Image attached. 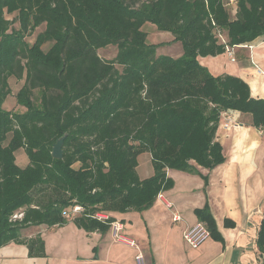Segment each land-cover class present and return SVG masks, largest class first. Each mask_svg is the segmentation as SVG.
Returning a JSON list of instances; mask_svg holds the SVG:
<instances>
[{
  "label": "trees",
  "instance_id": "obj_1",
  "mask_svg": "<svg viewBox=\"0 0 264 264\" xmlns=\"http://www.w3.org/2000/svg\"><path fill=\"white\" fill-rule=\"evenodd\" d=\"M224 2L0 0V247L25 244L41 255L43 241L23 233L29 226L72 222L103 233L111 214L142 210L172 187L166 169L196 172L195 165L224 161L216 140L222 112L264 124V99L253 98L243 79L213 75L197 61L264 35V0ZM146 22L180 42L181 54L157 52ZM108 46L115 54L103 58L98 50ZM14 82H21L15 92ZM10 94L17 110L4 107ZM64 134L62 157L54 158ZM19 149L24 167L15 162ZM143 152L153 173L140 178ZM75 204L82 211L63 216ZM16 211L22 217L13 219ZM196 213L210 225L206 208ZM255 242L261 250L264 220Z\"/></svg>",
  "mask_w": 264,
  "mask_h": 264
},
{
  "label": "crops",
  "instance_id": "obj_2",
  "mask_svg": "<svg viewBox=\"0 0 264 264\" xmlns=\"http://www.w3.org/2000/svg\"><path fill=\"white\" fill-rule=\"evenodd\" d=\"M164 33L168 35L166 43L171 45L172 35ZM175 43L172 53H166L172 57L182 52L180 42ZM232 51V57L224 51L198 56L197 61L213 75L243 79L253 98L264 99V35L248 44L234 45ZM20 84L16 83L15 90ZM14 106L13 98L4 107L16 109ZM227 113L236 123L225 128L220 115L216 131L224 161L212 168L195 165L196 172L166 169L173 185L160 198L139 211L111 214L122 226L123 239L113 236L111 226L103 233H88L68 222L46 227L57 235L49 243L46 239V247L56 246L61 259L66 260L63 264H138V254L144 264H257L259 260L264 264V242L261 250L255 242L258 226L264 220V124L252 125L249 114ZM146 165L150 176L152 166ZM136 170L140 178H145L139 173L143 172L139 164ZM202 208L211 217L209 226L196 213ZM175 214L179 220H173ZM197 224L211 228L212 234L193 248L184 240L183 232ZM134 239L142 247L132 246L130 240Z\"/></svg>",
  "mask_w": 264,
  "mask_h": 264
},
{
  "label": "rangeland",
  "instance_id": "obj_3",
  "mask_svg": "<svg viewBox=\"0 0 264 264\" xmlns=\"http://www.w3.org/2000/svg\"><path fill=\"white\" fill-rule=\"evenodd\" d=\"M13 14H6V18L12 19ZM14 27L18 26L17 21L13 22L12 24ZM42 28H36L33 34L27 38L29 42H31L35 36V34L40 31ZM144 30L148 32L147 35V41L149 43L154 44H160L158 48V52L160 53H172L170 49L172 45L178 44L175 43L177 41H174L171 39L172 43L171 45L167 44L168 41V35H166L164 32H160L156 29L155 25L148 22L147 25H145ZM166 43V44H165ZM49 44H44L43 49H47ZM161 46V47H160ZM173 47V46H172ZM99 54L104 58H111L115 54V47L114 46H108L103 49H99ZM16 88V83L13 84V91ZM14 98L13 95H8L6 98V101L3 103L4 106H8L10 104L11 100ZM15 162L17 165L24 167L28 163V158L23 149H19L15 153ZM138 164L141 168H143V172L140 170L144 177H149L148 172L145 170L144 166H151L150 163V157L148 152H143L138 156ZM45 230H44V229ZM29 232V237H35L38 235V237L43 241V253L41 255H30L29 249L27 245L25 244H18V243H7L0 247V264H63L66 263L65 259H61V255L59 254V251L56 249V246L54 248H47L46 243L50 242V239L53 238L56 240L57 235L55 233H52V231L47 230L45 225H37V226H29L28 228H25L23 230L24 234H27ZM120 235L121 231L117 232ZM47 234V235H45ZM115 238H118L117 235ZM119 239V238H118ZM130 244L132 246H136L137 248L142 247L140 243L137 242L136 239L133 241L130 240ZM143 261V260H142ZM69 264V263H68ZM144 264V262H143Z\"/></svg>",
  "mask_w": 264,
  "mask_h": 264
},
{
  "label": "built area",
  "instance_id": "obj_4",
  "mask_svg": "<svg viewBox=\"0 0 264 264\" xmlns=\"http://www.w3.org/2000/svg\"><path fill=\"white\" fill-rule=\"evenodd\" d=\"M224 4H225L226 7H229V6L234 7V5L236 4V0H225ZM233 11H234V9H233ZM217 36L219 38V41L224 42V39L222 37V33H221L220 30H217ZM225 51L228 53V55L230 57L233 56L232 46H226V50ZM221 116L223 118V126L225 128H228L231 125L236 123L235 119L230 114H228L227 112H222ZM156 197L160 198L161 197V193H158L156 195ZM81 211H82V206L79 205V204H75L71 208L70 211H65L63 213V216H65L66 218H71L72 216H74L76 214H79ZM22 213H23L22 211H16L12 215V218L13 219L20 218V217H22ZM96 216L99 217V218L103 217L100 214H97ZM179 219H180L179 215H177V214L173 215V220H179ZM110 226L112 227L113 234L115 236L117 235V237L119 239H123L124 238L123 235H120V234L117 233L118 231H120L122 229V226H121L119 221L112 222ZM208 235H209L208 230L202 224H197V225H195V226H193L191 228L186 229L183 232L184 240L188 243V245H190L193 248L197 247L200 244V242L204 238H206V236H208ZM136 260H137L138 264H143L142 255L141 254H138L136 256Z\"/></svg>",
  "mask_w": 264,
  "mask_h": 264
},
{
  "label": "water",
  "instance_id": "obj_5",
  "mask_svg": "<svg viewBox=\"0 0 264 264\" xmlns=\"http://www.w3.org/2000/svg\"><path fill=\"white\" fill-rule=\"evenodd\" d=\"M65 138V134L62 135L61 137H59L55 143L52 146V150H51V155L54 158H61L62 157V144H63V140Z\"/></svg>",
  "mask_w": 264,
  "mask_h": 264
}]
</instances>
